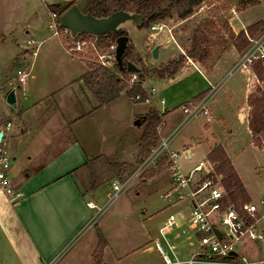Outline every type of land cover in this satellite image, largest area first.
<instances>
[{"label": "rangeland", "instance_id": "rangeland-1", "mask_svg": "<svg viewBox=\"0 0 264 264\" xmlns=\"http://www.w3.org/2000/svg\"><path fill=\"white\" fill-rule=\"evenodd\" d=\"M67 1L77 3L83 11L88 4V0H0V76L3 77L6 73L17 75L18 68L28 64L26 61L22 62L20 56L31 47L28 44L29 39L32 38L39 43L40 39L50 37L52 39L48 43H58V38L52 37L53 29L49 27L50 5ZM187 6L188 1L181 5H174L172 16L158 23L174 26L173 31L186 51L191 44L197 24L205 18L213 20L214 26H210L207 30L208 56L204 63L193 60L202 67H207L205 69H209L210 75L218 76L211 87L216 86L219 89L209 101L210 113L212 114L213 111L215 119L210 121L211 127L207 128L208 117L201 113L179 127L185 116L182 110L178 118L175 117L176 119L168 122V126L161 131L160 144L164 140L169 141L167 151L180 152L178 167L184 173H189L201 160L209 157L210 147L214 149L218 143L217 146H222L228 152V157L255 196L254 199L264 197V146L260 148L255 144L248 118L250 111L248 96L251 91L242 73L229 78L231 68L246 49L239 51L236 48L230 32L239 33L247 30L257 21L264 20V3L260 1L258 4L245 8L240 6L239 0H206L188 18L181 19L180 12ZM167 25L153 31L150 25L138 26L133 21L124 23L123 27L130 36V44H133L136 49L138 66L141 67L144 64L149 68L161 67L171 55L176 53L177 46L171 38ZM153 32L156 34L151 39L150 34ZM62 38L68 49L66 37ZM160 42L163 45L161 56L155 57L153 48L160 45ZM100 51L107 50L102 48ZM39 52L41 54L35 60L42 59L44 54L41 49ZM180 55L177 54L171 60L179 58ZM72 56L86 62L97 63L95 61L97 52L93 50ZM45 60L50 66L55 64L52 59L53 62H50V58ZM188 60L189 58L186 61ZM32 61L33 58H29L28 62L32 63ZM193 68H187L185 71L192 72V76L176 86V88H182L184 93L198 88L199 83L202 82L201 75H198ZM110 70L119 72V69ZM151 76L154 75H148L145 83L147 88H156L157 95L154 101L158 103L160 98L165 97L162 92L164 81L156 76H154L156 80H153ZM102 90L105 89L102 87ZM122 96L126 102H131L130 95L125 89ZM5 100L0 95V109L6 106ZM140 102L145 104L144 106L150 105L144 100ZM0 117L5 123L11 120V128L19 130V118L8 113H0ZM16 142L17 140H13L5 145V149L12 158L15 172L24 169L27 163L25 162L27 158H22L18 153ZM188 150H191V157L188 155ZM132 152L127 149L125 153L127 160L133 162L132 164L124 162L127 164L126 173H122L124 168L117 166L118 159L113 157L101 158L92 165L95 174L90 178L89 186L95 184L96 188L93 192L89 191L87 197L93 198L95 193L96 197L93 199L97 207L92 209L91 219L59 252L53 264H162L163 257L155 245L157 239L163 241L171 257H174V254L179 257L191 254L196 242L187 240L182 233L183 230L191 231L187 219H183L182 215L188 214L189 204L187 201L176 203L173 195L167 198L164 196L172 188V169L168 167L167 153H164L162 159L150 167L156 170L160 163H163L166 169L149 179H144V175L132 177L141 165L138 163L140 157L136 161ZM131 177L130 184L116 196L117 190L114 188L116 180H119V184H123ZM170 214H176L183 225L167 236L170 241L166 243L161 236L160 227ZM99 234L104 235L108 241L102 251L98 248ZM171 244L176 245L174 252L169 250L168 246ZM245 250L248 251L250 248ZM15 251V248L6 240L4 230L0 229V264H19ZM254 253L252 252V257H262L261 254Z\"/></svg>", "mask_w": 264, "mask_h": 264}, {"label": "crops", "instance_id": "crops-1", "mask_svg": "<svg viewBox=\"0 0 264 264\" xmlns=\"http://www.w3.org/2000/svg\"><path fill=\"white\" fill-rule=\"evenodd\" d=\"M167 26L177 51L165 62L177 54H185L173 31L174 26ZM52 37L58 38L57 44L48 43L52 39L50 37L40 39L35 46L29 44L32 38L28 40L31 47L20 56L22 62L28 63L25 65L28 66V76L24 83L19 81L16 73L0 76V95L6 99V106L1 107L0 113L20 119L19 130H13L12 121L5 123L0 117V131L4 133L1 145L5 147L6 143L17 140L18 153L28 159L25 158L24 169L15 172L11 166L10 170L15 186L24 190V197L12 202L0 189V229L4 230L6 240L15 248L19 264L47 263L84 228L93 215V208L87 203L96 197L95 193L93 198L87 197L88 192L96 188L95 184L89 186L90 178L95 174L92 165L101 158L110 157L132 164L125 155L127 149L133 151L136 161L139 159V142L147 122L139 125L136 120L142 119L152 107L166 112L161 135L168 122L181 114V105L211 88L218 78L210 75L209 69H205L207 67L189 58L175 76L160 78L164 81L162 92L165 97L158 103L154 101L157 93L151 101H146L149 106L131 96V102H126L122 96L124 91L120 96L101 103L100 96L88 83L90 68L87 62L72 56L62 37L56 34ZM37 45L38 53L34 56L32 50ZM162 48L160 42V56ZM40 49L44 55L42 59L35 60L41 54ZM29 58H33L32 63L28 62ZM45 58H50V62L54 60L55 64H46ZM190 67L201 75L202 82L186 94L176 86L192 76V72H185ZM151 78L156 80L154 76ZM146 79L144 86L147 88ZM13 88H17V108L7 102V95ZM213 119L212 111L207 128L211 127ZM9 122L11 125L8 127ZM212 149L210 147L208 154ZM240 178L250 200L263 198L256 197L255 200ZM248 246L250 255L252 252L263 254V241Z\"/></svg>", "mask_w": 264, "mask_h": 264}, {"label": "built area", "instance_id": "built-area-1", "mask_svg": "<svg viewBox=\"0 0 264 264\" xmlns=\"http://www.w3.org/2000/svg\"><path fill=\"white\" fill-rule=\"evenodd\" d=\"M60 16L61 13L51 11L49 27L57 36L66 37L68 51L72 55L93 50L97 52L95 61L98 64L109 69H119L116 59L117 43L105 48L106 52H101L103 47L97 46V35L78 33L72 36L70 30L61 23ZM163 26L164 24L153 22L150 24V29L160 30ZM155 34L151 33L150 38L153 39ZM246 34L249 44L231 68L229 78L242 73L245 75L249 90L253 93L259 89L264 90V29L255 34H250L246 30ZM29 44L35 46L37 42L31 39ZM37 53L38 45L32 50L34 56ZM17 74L19 81L24 83L28 76V66L19 67ZM135 84L143 87L146 94L145 96L142 93L133 94L132 98L136 101H151L157 93L155 87L144 86V80L138 72H133L131 77L126 79L125 90H132ZM218 89L219 87L216 86L211 87L201 99H191L183 103L181 108L185 116L179 127L201 113L210 117L209 101ZM10 125L9 122L8 127ZM168 149L169 141L164 140L140 163V167L132 176L136 178L143 175L154 163L162 159L164 153H167L168 166L172 169V188L164 196L167 198L173 195L176 203L187 201L189 204L188 214L182 215L183 219H187L191 231L183 230L182 233L187 240L196 242V245L189 256L179 257L174 254V257H171L163 241L157 239L155 245L163 257L162 264H264V250L261 258H254L249 254V250H245L249 249V244L264 242V197L257 201L236 203L225 188V176L217 171L216 162L209 158L203 159L189 173H184L178 167L180 152L167 151ZM188 155L191 157V150H188ZM11 166L12 158L0 141V189L10 201L17 202L24 197L25 192L15 186L10 174ZM132 177L123 184H119V180H116L114 184L117 190L116 196L130 184ZM87 204L90 208L97 207L92 200ZM182 225L183 222H179L176 214H170L160 227L163 240L169 243L167 236ZM216 229L221 235L216 232ZM193 242L192 245H194ZM168 247L172 252L176 250V245L171 244ZM232 252H236L237 256L230 259L228 257L232 255ZM56 258L45 264H53Z\"/></svg>", "mask_w": 264, "mask_h": 264}, {"label": "trees", "instance_id": "trees-1", "mask_svg": "<svg viewBox=\"0 0 264 264\" xmlns=\"http://www.w3.org/2000/svg\"><path fill=\"white\" fill-rule=\"evenodd\" d=\"M188 1V6L184 11L180 12L181 19L188 18L194 13L195 9L202 6L206 0H88L87 8L85 12H92L98 17L106 16L114 11L125 9L143 13L145 21L143 26L150 25L153 22L162 21L172 16V9L174 5H181ZM264 0H239V4L242 7H250L258 4ZM73 2H64L50 5L51 11L58 13L64 12ZM210 26H214L213 20L210 18L202 19L196 26L194 34L191 38V44L186 49L185 54H181L179 58H174L168 63H164L158 68H149L146 65H142L141 72H138L142 80L148 75H154L159 78L173 77L176 73L185 65L188 58L197 60L204 63L208 56L207 41L209 39ZM264 27V20H259L247 28L248 32L252 34L257 33ZM128 34L127 32H125ZM234 44L239 51H243L249 44V40L246 34V30H242L239 33L230 32ZM87 35V33H84ZM117 34H105L97 35V46L107 48L111 44L116 43ZM135 46L129 44L127 52L124 54V61L137 62ZM90 71L88 72L87 80L92 90L101 98V103H106L118 96L124 91L126 86V79L130 78L133 74L129 70H120L118 73L112 72L109 68H106L98 63L87 62ZM102 87L105 90H102ZM208 90L201 92L195 96L194 100L201 99ZM132 96L133 94L142 93L145 96L143 87L135 84L133 89L127 91ZM249 111V125L253 135L255 144L258 147L264 146V90L259 89L257 92L250 93L248 96ZM166 112H162L157 107H152L150 111L143 116V119L147 122L144 133L140 139V159L138 163H141L146 157H148L152 150L159 146L161 142L160 129L164 123V117ZM209 159L217 163V171L224 174V185L229 192L231 198L236 203L249 201L250 198L247 191L241 181L239 174L233 166L230 158L228 157L225 149L222 146H216L209 154ZM117 166H122L124 169L122 173H126L127 164L124 162H118ZM169 167V166H168ZM166 168L163 163H160L158 169L153 168L146 170L143 175L144 179H149L155 176L158 172L164 171ZM108 244L104 235L99 234L98 248L102 251Z\"/></svg>", "mask_w": 264, "mask_h": 264}, {"label": "water", "instance_id": "water-1", "mask_svg": "<svg viewBox=\"0 0 264 264\" xmlns=\"http://www.w3.org/2000/svg\"><path fill=\"white\" fill-rule=\"evenodd\" d=\"M61 23L70 30L72 36L78 33H88L92 35H105V34H117V50L116 59L117 65L120 70H129L132 72H141L142 68L136 64V62L124 61V54L127 52L130 44V36L126 34L123 27L127 21H133L138 26H143L145 16L143 13L136 11L120 9L112 12L109 15L98 17L92 12L83 11L77 3H73L69 6L60 16ZM160 45H156L153 48V55L155 57L160 56ZM7 102L12 107H18L17 88H13L7 95ZM145 120L138 119L136 124L141 125ZM3 131H0V141L3 137ZM216 232L220 234V231L216 229ZM232 255L228 258L233 259L237 256L236 252H232Z\"/></svg>", "mask_w": 264, "mask_h": 264}]
</instances>
